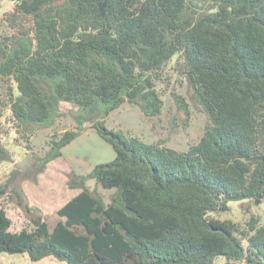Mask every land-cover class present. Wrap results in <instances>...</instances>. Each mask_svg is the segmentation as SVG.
Returning a JSON list of instances; mask_svg holds the SVG:
<instances>
[{
  "label": "trees",
  "instance_id": "16d2710c",
  "mask_svg": "<svg viewBox=\"0 0 264 264\" xmlns=\"http://www.w3.org/2000/svg\"><path fill=\"white\" fill-rule=\"evenodd\" d=\"M14 1L0 33V118L10 110L17 131L32 134L52 126L62 104L79 108L78 129L52 140L35 172L61 157L90 120L116 157L77 174L71 185L80 191L58 209L53 227L14 188L32 213L30 227L11 231L0 207V255H52L67 264H215L219 256L264 264L259 216L241 227L211 215L231 201L264 205V0ZM177 76L208 118L198 143L181 151L107 127L125 102L161 114L168 92L189 117V101L171 89ZM0 156L11 159L2 146ZM88 179L115 189L110 203Z\"/></svg>",
  "mask_w": 264,
  "mask_h": 264
},
{
  "label": "rangeland",
  "instance_id": "374dc122",
  "mask_svg": "<svg viewBox=\"0 0 264 264\" xmlns=\"http://www.w3.org/2000/svg\"><path fill=\"white\" fill-rule=\"evenodd\" d=\"M14 5V0H2L0 33L3 32V15ZM176 61L177 58L174 57L171 66L175 67ZM172 73L175 76V73ZM172 88H176V91L189 101V117L178 109L171 93L168 92L161 114L149 117L137 104L125 102L111 112L105 119V124L109 129H122L127 135L139 137L149 143L163 141L172 148L188 150L191 144L198 143L203 137L208 118L204 111L192 103L186 80L183 81L182 77L177 76V82L171 86ZM77 110L79 108L73 104H62L61 115L55 123L52 126L39 127L32 134L17 131L10 110L0 118V146L7 149L11 155L10 160H4L3 156H0V188L9 185L8 194L2 195L0 199V207L4 206L12 219L11 231L30 227L32 214L18 204L14 188L22 190L26 202L38 208L35 213L42 215L50 227H53L60 219L58 209L80 191V187L75 188L71 185L77 174L86 175L97 164L110 162L116 157L112 145L98 134L93 125L95 121L90 120L85 122L82 129L80 127L81 135L62 149L61 157L51 161L43 172L38 174L35 172L34 162L38 157L46 155L51 147V141L60 138L67 130L78 129ZM14 172L18 174L13 179ZM87 184L92 190H98L105 201L110 203L115 189L104 188L95 179H88ZM229 205L228 211L211 215L220 219H231L241 227L247 225L252 215L259 216L264 222V205H254L248 200L231 201ZM0 264H67V262L52 255L33 261L28 252H3L0 255ZM215 264L246 263L219 256Z\"/></svg>",
  "mask_w": 264,
  "mask_h": 264
}]
</instances>
